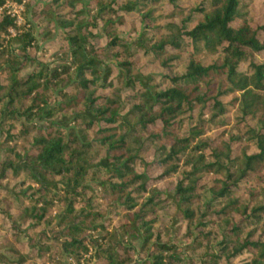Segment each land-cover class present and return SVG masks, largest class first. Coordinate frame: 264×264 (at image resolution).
Wrapping results in <instances>:
<instances>
[{"label":"trees","instance_id":"16d2710c","mask_svg":"<svg viewBox=\"0 0 264 264\" xmlns=\"http://www.w3.org/2000/svg\"><path fill=\"white\" fill-rule=\"evenodd\" d=\"M22 1L0 264H264V0Z\"/></svg>","mask_w":264,"mask_h":264},{"label":"rangeland","instance_id":"374dc122","mask_svg":"<svg viewBox=\"0 0 264 264\" xmlns=\"http://www.w3.org/2000/svg\"><path fill=\"white\" fill-rule=\"evenodd\" d=\"M23 1L22 0H7L5 5L2 7V10L0 9V12H10V14H14V19H15V24L19 27L23 24V17H22V13H23ZM254 9V8H253ZM264 7H262L261 11H263ZM254 11H258L257 9ZM11 16V15H10ZM12 17V16H11ZM10 32H13L12 29H10ZM39 54V52H38ZM260 58L258 57V60ZM84 258H86L88 255H82ZM83 257H81V260L79 261V264H85L83 261ZM69 264H78L77 262H75L74 260L69 263Z\"/></svg>","mask_w":264,"mask_h":264},{"label":"built area","instance_id":"2783aa9c","mask_svg":"<svg viewBox=\"0 0 264 264\" xmlns=\"http://www.w3.org/2000/svg\"><path fill=\"white\" fill-rule=\"evenodd\" d=\"M5 3H6V2H5ZM4 5H5V4H4ZM4 5H3V6H4ZM3 6H2V7H3ZM2 7H0L1 10H2ZM6 14L11 15L12 17H14V14L12 15V14H10V12H7Z\"/></svg>","mask_w":264,"mask_h":264}]
</instances>
